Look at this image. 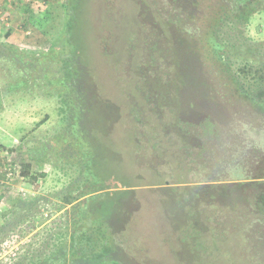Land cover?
<instances>
[{
	"label": "trees",
	"instance_id": "1",
	"mask_svg": "<svg viewBox=\"0 0 264 264\" xmlns=\"http://www.w3.org/2000/svg\"><path fill=\"white\" fill-rule=\"evenodd\" d=\"M82 5L68 0L46 50L0 42V60L22 73L7 89L41 78L58 104V131L35 153L29 150L28 160L53 162L72 177L58 206L68 218L64 234L48 259L30 257L28 264H133L120 235L121 215L131 212L160 214L184 227L206 224L214 234L198 232L190 240L215 255L235 252L242 263L264 264V41L244 34L252 16L264 11V0L136 3L148 32L141 49L127 51V63L141 54L132 71L147 85L144 72L151 74L157 92L126 97L125 112L115 105L120 114L101 112L94 103L100 90L82 55L80 38L90 26L83 24ZM176 48L183 74L173 89L176 60L169 63L167 55ZM49 64L58 67L48 70ZM251 75L256 85L247 80ZM111 121L117 141L108 147L99 139ZM128 165L138 169L137 180L129 179ZM9 203L19 209L0 226V240L21 222L38 219L34 200L17 196Z\"/></svg>",
	"mask_w": 264,
	"mask_h": 264
},
{
	"label": "rangeland",
	"instance_id": "2",
	"mask_svg": "<svg viewBox=\"0 0 264 264\" xmlns=\"http://www.w3.org/2000/svg\"><path fill=\"white\" fill-rule=\"evenodd\" d=\"M140 1L83 0L81 18L83 24L87 22L90 26L80 38L82 55L100 90L93 100L96 106L103 107L101 112L115 110L120 114L117 107L121 106V111L125 112L126 106L123 104L126 97L134 98L137 92L147 95V88L152 94L157 92L151 74L144 72L145 77L150 79L147 85L141 76L136 77L133 72L137 69L136 61L143 57L141 54H136L131 65L127 63V51L141 49L142 36L147 37L148 20L142 19V11L135 5ZM67 2L0 0V42L27 51L46 50L60 28ZM155 13L154 16H157L158 12ZM244 31L255 43L264 41V11L254 14ZM105 44L110 48L107 53L101 52ZM111 54L114 56L110 57ZM181 54L176 48L173 56L167 55L169 63L176 60V64L171 66L175 71L171 80L173 87L170 86L173 89L176 84L181 85ZM11 63L0 60V226L12 220L13 212L19 209L9 203L10 199L17 196L34 200L31 207L38 219L21 222L8 236L2 237L0 264H28L30 257L48 259L55 250V238L64 234L68 218L64 209L58 206L63 188L72 177L55 169L53 162L35 166L28 160L26 154L29 150L35 153L42 143L58 131V104L53 96L47 95L49 86L41 78L28 82L24 88L9 91L8 82H13L22 74L18 65ZM234 63L236 67L241 60ZM49 65L51 67L48 70L58 67ZM247 80L253 85L257 84L254 75L248 76ZM112 126L117 125L111 121L107 127L104 126L99 143L104 141L109 147L117 141L116 129L112 134ZM103 157L111 156L104 153ZM127 167H132L129 179L137 180L138 169L130 165ZM145 181L150 180L147 178ZM121 216L124 218L121 222L123 231L120 232L121 240L124 241L122 246L133 264H248L245 261L242 263L235 252L227 256L215 255L208 248L200 247L196 240H190L189 236L194 238L198 232L214 234L215 231L206 224L197 222L192 228L184 227L174 225L167 216L162 215V218L160 214L152 216L141 212H131L129 215L122 213ZM121 255L118 248L119 258L128 263ZM249 263L259 264L253 258Z\"/></svg>",
	"mask_w": 264,
	"mask_h": 264
}]
</instances>
